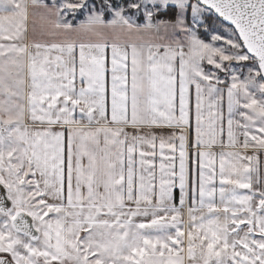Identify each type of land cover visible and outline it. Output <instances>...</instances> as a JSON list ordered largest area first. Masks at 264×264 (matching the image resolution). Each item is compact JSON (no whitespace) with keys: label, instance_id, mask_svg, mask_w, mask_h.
<instances>
[{"label":"snow or ice","instance_id":"1","mask_svg":"<svg viewBox=\"0 0 264 264\" xmlns=\"http://www.w3.org/2000/svg\"><path fill=\"white\" fill-rule=\"evenodd\" d=\"M0 264H264V0H0Z\"/></svg>","mask_w":264,"mask_h":264},{"label":"crops","instance_id":"2","mask_svg":"<svg viewBox=\"0 0 264 264\" xmlns=\"http://www.w3.org/2000/svg\"><path fill=\"white\" fill-rule=\"evenodd\" d=\"M80 18H82V17H78V19H80Z\"/></svg>","mask_w":264,"mask_h":264}]
</instances>
